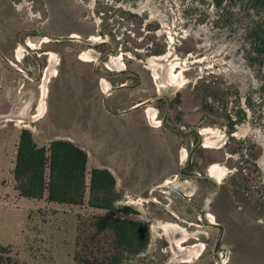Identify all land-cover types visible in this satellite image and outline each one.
Listing matches in <instances>:
<instances>
[{
  "label": "rangeland",
  "instance_id": "374dc122",
  "mask_svg": "<svg viewBox=\"0 0 264 264\" xmlns=\"http://www.w3.org/2000/svg\"><path fill=\"white\" fill-rule=\"evenodd\" d=\"M18 31L34 47L17 45L13 62L27 59L28 67V52H48V68L30 90L33 121L0 115V246L20 264H75L79 237L90 243L94 217L104 215L149 227L150 244L131 264H264L262 76L247 59L240 5L223 14L211 0H0L5 50ZM126 82L129 89L115 96H130L123 108L147 99L139 119L183 134L174 137L184 148L179 159L169 157L175 167L143 148L140 124H98L103 91ZM40 100L45 118L35 123ZM50 113L56 127L47 125ZM23 130L39 147L67 140L84 149L88 183L93 169H109L117 207L131 213L91 208L88 193L79 206L21 197L13 170ZM189 164V180L175 181L172 174ZM163 167L166 178L152 179ZM133 173L145 177L140 186Z\"/></svg>",
  "mask_w": 264,
  "mask_h": 264
},
{
  "label": "trees",
  "instance_id": "16d2710c",
  "mask_svg": "<svg viewBox=\"0 0 264 264\" xmlns=\"http://www.w3.org/2000/svg\"><path fill=\"white\" fill-rule=\"evenodd\" d=\"M211 2L223 14L228 5H240L245 15L247 59L261 73V100L264 102V0ZM88 163V153L73 142L54 140L49 147H39L33 134L23 130L13 170L16 188L23 198H47L51 203L70 206L84 204L88 193L91 208L130 214L129 207H117L121 196L113 173L95 168L88 183ZM185 176H189L188 171ZM99 236L110 237V241L103 245ZM90 237V243L88 238L83 237L82 241L79 237L75 264H131L129 257L143 254L151 240L150 229L142 221L104 215L94 217ZM0 264L20 262L12 255L10 247L0 246Z\"/></svg>",
  "mask_w": 264,
  "mask_h": 264
},
{
  "label": "flooded vegetation",
  "instance_id": "af4514ba",
  "mask_svg": "<svg viewBox=\"0 0 264 264\" xmlns=\"http://www.w3.org/2000/svg\"><path fill=\"white\" fill-rule=\"evenodd\" d=\"M22 37V32L18 31L14 37L13 46L7 37V47L9 48L7 50H5L4 46L2 47L0 45V115L6 116L7 118L17 114L24 119H28L29 109L31 108L30 110L32 111L34 106V93L30 91L33 88L32 83L39 84L48 68L45 63L48 61V58L45 59V62L42 60L43 56L49 55L48 52H28L30 62H32L28 67H26L27 59L21 61L16 60V63L13 62L12 58L16 59L15 51L17 45L24 44L28 48L34 47L32 42L27 43L26 39ZM47 42V39L43 40V43ZM22 51L24 52L25 50L21 49L18 52V59L23 57ZM80 58L84 62H91L86 54H82ZM10 82L12 86L8 88ZM27 96L30 97L28 100L26 99ZM17 109L18 111L16 112L15 110ZM163 126L167 127V124L164 123ZM185 168L186 170L183 172V176H185L187 169L190 168V164ZM210 172L215 178L217 177L219 180L222 178V174L218 168L213 167L210 169Z\"/></svg>",
  "mask_w": 264,
  "mask_h": 264
},
{
  "label": "crops",
  "instance_id": "0c3cea01",
  "mask_svg": "<svg viewBox=\"0 0 264 264\" xmlns=\"http://www.w3.org/2000/svg\"><path fill=\"white\" fill-rule=\"evenodd\" d=\"M10 88V86H12L11 82L8 85ZM129 89V85L126 82L124 85H122L121 87L115 88V89H107V91H103V96H104V102H103V114L101 116V119L98 118V124H103V122L106 124L107 121L110 120V122L114 121V120H120L122 123L125 122V124L130 127L131 125H134L135 123H138L141 125V127H139V129L142 132V142L144 144L143 148L145 150L148 149H154L156 151V153L160 156L161 159L164 158V160L167 158L168 161L170 154L174 153V159L175 161L179 159V149H184L181 148L182 146H177L176 141L174 140L175 134H180L183 135L182 133H178L176 130H173L170 127H162V129H160L159 127H155L153 125H151V121H149V119L145 118L144 114L141 115L142 119H139V112L140 110L143 108V106H145L147 104V99L142 101V103H134L132 105H130L128 108H123L122 106L124 105V102L127 100H129L130 96H128V99L125 98V100L121 97H115L118 95L119 92H123L125 90ZM108 105L109 110L108 111L106 106ZM44 107L42 104V100L39 101V105H38V112L39 115H36V118H38V121H34L39 122L42 121L45 117L43 114H45V111L43 112ZM42 111V112H41ZM50 115H52V119L53 121H49L47 123V125L50 127L52 125V127H56V125H58V120L57 118L54 116L53 113H50ZM33 118V117H32ZM28 119L29 121H33L34 119ZM10 122H14V119H8ZM82 127H87L88 125H90L89 123V118H88V125H85V123L82 124ZM121 130L128 132L126 127H121ZM160 132L164 133V138H162V135ZM161 134V135H158ZM174 140V141H173ZM84 150V149H83ZM165 163V162H164ZM163 163V166H164ZM89 164V163H88ZM162 166V164H160V167ZM171 166L175 167V164L173 161H171ZM170 166V167H171ZM169 167V168H170ZM164 170H162L159 173H156L154 176H151L152 179L158 180V179H165L166 177H163L164 173H165V169L168 167H163ZM100 169H106V168H100ZM185 169V167L183 168ZM181 169L180 172H176L174 174H172L173 178H175V181L181 182V180H189V178H187L186 176H183V174H181V171L183 170ZM109 170V169H107ZM110 171V170H109ZM114 175V174H113ZM135 175V177H134ZM115 176V175H114ZM132 179L136 181L135 185H141V180L144 179L145 177L143 176V174L138 175V173H133ZM141 178H139V177ZM116 178V177H115ZM117 181V179H116ZM118 185V182H117ZM144 186V185H143ZM141 188V187H140ZM197 193H195L194 195H190V196H196ZM186 197H189V195H185Z\"/></svg>",
  "mask_w": 264,
  "mask_h": 264
},
{
  "label": "water",
  "instance_id": "95a60500",
  "mask_svg": "<svg viewBox=\"0 0 264 264\" xmlns=\"http://www.w3.org/2000/svg\"><path fill=\"white\" fill-rule=\"evenodd\" d=\"M186 170V168L185 169H183L182 171H181V174H183V172Z\"/></svg>",
  "mask_w": 264,
  "mask_h": 264
}]
</instances>
